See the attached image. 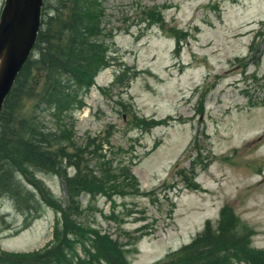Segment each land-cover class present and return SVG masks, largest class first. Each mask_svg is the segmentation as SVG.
Returning a JSON list of instances; mask_svg holds the SVG:
<instances>
[{
	"label": "rangeland",
	"instance_id": "1",
	"mask_svg": "<svg viewBox=\"0 0 264 264\" xmlns=\"http://www.w3.org/2000/svg\"><path fill=\"white\" fill-rule=\"evenodd\" d=\"M103 1L106 65L80 95L82 108L45 121L53 130L70 128L82 149L95 143L89 151L106 154L112 172L131 168L141 193L113 199L82 193L80 220L118 238L131 264L166 261L207 224L224 236V248H215L221 261L227 256L221 264L257 263L264 254V0ZM147 8L162 20L144 14ZM34 107L33 99L25 102V118ZM36 175L29 177L66 202L64 175ZM34 187L41 198L47 192ZM224 207L232 208L231 241L220 229ZM57 214L47 204L21 229L25 215L10 198L0 199V253L40 252L53 239ZM236 236L246 239L243 263ZM209 241L197 245L187 264L208 262L198 257L201 249L211 253ZM58 245L68 250L66 241Z\"/></svg>",
	"mask_w": 264,
	"mask_h": 264
},
{
	"label": "trees",
	"instance_id": "2",
	"mask_svg": "<svg viewBox=\"0 0 264 264\" xmlns=\"http://www.w3.org/2000/svg\"><path fill=\"white\" fill-rule=\"evenodd\" d=\"M103 4V0H54L53 4L45 5L34 52L5 100L0 113V199L10 198L15 208L25 215L24 228L47 204L56 209L58 217L49 245L40 252L0 253V264H129V248L121 245L118 238L100 229H86L80 220L83 215L80 196L87 193L91 199L100 195L113 199L119 194H140L136 176L131 168L124 166L125 171L118 173L114 169L112 172L106 167V154L101 152L96 157V150L89 151L95 143H87L82 149L73 139L70 128L58 129L57 126L53 130L45 121L46 117H53L58 122L62 117H72L74 111L82 108L84 101L80 95L91 87L101 67L106 65L107 49L102 38L108 33L102 22ZM148 9L144 14L151 13L150 18L162 20ZM30 99L34 100L35 107L25 110V114L31 111L25 118L24 104ZM161 122L156 121L152 126ZM87 153L92 154L91 160ZM94 161L99 167L94 166ZM69 166L75 168L73 175L67 172ZM36 172L65 176L68 195L65 203L44 181H33L37 179ZM36 185L47 190L42 198L37 194ZM229 213L226 208L223 225L220 224L224 234L228 233L227 241H231L232 234L227 226ZM207 227L192 243L170 253L166 261L155 264H187V258L204 239L214 246L209 255L201 249L198 259L208 261L206 264L226 262L227 256L223 261L215 256L217 243L218 249L224 248V236L213 233L210 224ZM236 239L243 247L244 259L240 260L243 261L248 256L246 239L237 236ZM63 241L68 250L59 247L58 243ZM91 245L98 252L96 258L92 257ZM79 246L88 256L78 253ZM259 255L262 257L258 262L250 264H264V254Z\"/></svg>",
	"mask_w": 264,
	"mask_h": 264
},
{
	"label": "water",
	"instance_id": "3",
	"mask_svg": "<svg viewBox=\"0 0 264 264\" xmlns=\"http://www.w3.org/2000/svg\"><path fill=\"white\" fill-rule=\"evenodd\" d=\"M43 0H6L0 20V112L37 41Z\"/></svg>",
	"mask_w": 264,
	"mask_h": 264
}]
</instances>
